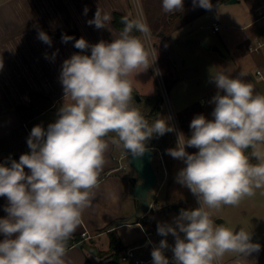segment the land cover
Segmentation results:
<instances>
[{
  "label": "clouds",
  "instance_id": "9594fccd",
  "mask_svg": "<svg viewBox=\"0 0 264 264\" xmlns=\"http://www.w3.org/2000/svg\"><path fill=\"white\" fill-rule=\"evenodd\" d=\"M193 5L212 8L211 0H193ZM183 7L184 0H162L166 14ZM111 19L98 8L88 23L100 29ZM120 23L124 27L119 38L110 43L101 40L90 45L83 37L62 36L64 43L75 39L74 47L80 52L63 61L59 79L64 102L57 119L46 129L41 125L31 129L30 154H22L18 162L11 160L10 166L0 163V197L7 199V215L0 218V264H65L69 241L100 186L109 140L136 158L145 154L146 142L154 135L175 130L164 119L150 123L134 106L130 77L152 67L157 53L153 57L150 51L147 42L152 31L142 15L123 16ZM38 39L52 44L43 30ZM88 49L91 54H84ZM244 75L214 73L218 91L211 100L213 118L195 116L190 138L178 134L177 146L166 150L186 165L176 181L199 204L182 209L174 225H157L160 236L175 238L171 247L175 264H220L226 253L248 256L261 248L243 227L237 232L214 223L209 211L238 206L245 197L254 196L255 189L264 188V152L257 147L264 144V95L241 79ZM186 146L198 151L190 154ZM249 148L259 163H250ZM169 247L162 239L152 249L153 264H170L164 255Z\"/></svg>",
  "mask_w": 264,
  "mask_h": 264
},
{
  "label": "crops",
  "instance_id": "0c3cea01",
  "mask_svg": "<svg viewBox=\"0 0 264 264\" xmlns=\"http://www.w3.org/2000/svg\"><path fill=\"white\" fill-rule=\"evenodd\" d=\"M234 3L226 2V6ZM211 4L212 8L207 10L194 6L193 0H184L183 10L169 17V20L174 17L176 21L171 27L166 25L169 28L167 32L166 27L161 31L159 28L153 29L156 35L155 45L165 53L163 68L170 79L172 89L179 92V96L183 93L189 96L186 99L189 102L179 105V112L182 113L198 98L203 97L204 104L205 97L212 100L218 91L212 77L219 71L226 72L233 78L243 72L246 75L241 79L251 83L247 76L248 69L254 71L256 68L252 75L254 74L261 83H253L254 91L264 95V0H244L248 15L245 13L243 17L234 19L237 26L233 27L231 21L228 22L227 32L220 39L212 36L213 33L221 31V26L218 31L214 30V26L219 23L207 22L210 20V13L214 11L213 0ZM85 8L88 9L86 14ZM98 8L112 17L111 22L100 29L88 23ZM136 12L132 0H1L0 61L3 62V68L0 69V160L30 151L27 138L32 129L29 124L31 120L49 112L53 114L50 123L57 119L58 109L64 102L63 87L59 79L63 61L80 52L74 47L75 39L83 37L90 45L101 40L110 43L119 38L121 32L115 25V15L121 14L135 19ZM207 27L212 31L206 32ZM40 30L49 35L51 46L38 39ZM63 35L75 39L64 43ZM140 37L144 39L141 34ZM258 43H263V46L255 51L253 47ZM150 47L154 51L153 47ZM84 54L90 55V49ZM171 66L175 71L173 74L170 71ZM258 70L262 72L260 75ZM151 73L150 67L146 72L130 77L134 90L133 104L147 119L156 109L158 119H163V111L158 108V105L161 106V102L157 100L158 95L145 92L142 88L150 79ZM183 81H186L187 87L182 91L180 86ZM136 93L141 100L135 99ZM143 96H147L148 100L139 106ZM207 111L210 113V106ZM184 124L190 126L185 121ZM167 134L159 136L160 144L166 142ZM109 137H115V133H109ZM162 146L157 147L164 153L165 147ZM124 153L122 147L112 145L109 140V149L105 154L106 164L100 175V186L94 190L92 207L84 211L82 223L72 239L82 236L84 231H88L92 237L68 246L65 264H135L133 261L116 262L111 257L104 259L99 255V243L96 245L92 240L95 241L106 234L112 236V246H121L119 253L123 249L138 246L139 257L148 259L152 248L145 244L146 233L156 238L159 235L157 225L166 223L160 221V216H172L173 221L166 224L173 225L175 218L179 216L182 209H175L177 203H168L162 197L170 177V171L163 165L160 170L155 168L159 177L157 194L153 196L152 191L149 194V202L154 210L139 212L141 202L133 196L134 174L130 175L123 169H117V158ZM257 163L259 161L254 159V164ZM25 172L29 173L27 167ZM155 201L158 207H154ZM6 204V197H0V218L7 215L4 211ZM169 206L172 207L168 208ZM136 215H139V218L133 220ZM145 216H151V220L144 222L142 219ZM134 226L142 230L141 236L138 235L137 238H132L128 232L122 231ZM164 238L170 246L164 255L170 259L171 264H175L171 251L175 238L171 234ZM2 239L3 236L0 235V240ZM91 252L95 255H91ZM148 264H153V260ZM224 264H263L261 248L248 256L227 253L224 256Z\"/></svg>",
  "mask_w": 264,
  "mask_h": 264
},
{
  "label": "rangeland",
  "instance_id": "374dc122",
  "mask_svg": "<svg viewBox=\"0 0 264 264\" xmlns=\"http://www.w3.org/2000/svg\"><path fill=\"white\" fill-rule=\"evenodd\" d=\"M228 1L229 0H213L214 11L210 13V20L208 19L207 22H209V24H212L214 21H217L220 24L221 31L212 34V36L216 39H220V37L224 36V34L227 32L228 22L231 21L230 24H233V27L234 25L237 26V21H234V19L239 16L243 17L245 13L246 15H248L244 0H241V2H236L233 5L226 6V2ZM132 4L133 7L137 9L136 18L142 15L149 27L151 28L152 36L151 39L148 41V45L152 46L154 49L153 51L150 47V51L152 52L153 57L157 53L156 61L151 67L152 75L150 76V79L143 85L142 88L145 92H154L158 95L157 100L161 102V106L158 105V108H160V111H163L164 114L162 118L175 129L173 132H168L166 142H163L164 144H160L158 142L159 136L154 135L150 140L146 142V146H155L156 148L155 157L153 160L155 168L157 170H160L163 165L168 171H170L169 180L163 190V199H165L168 203L176 202L177 205H175V209L177 210H192L199 207L195 196L190 192L187 187L182 186L176 181L178 172L186 165L183 161L172 158L170 155L167 154L166 150L170 148H175L177 146L178 134H182L185 139L190 138V126L184 124V121L185 123L190 124L191 120L199 114H203L209 120L212 119L213 117L210 113L213 111L215 105L211 103L209 97H205V104L202 102V100H204L203 97H197L198 99H193V104L190 105L185 112H179V105L181 103L183 105L189 102L188 100L186 101L189 96H186L185 93L179 96V92L177 93L175 89H172L169 81L170 79L168 78V75L166 74L163 68V55H165V53L161 51L157 47V45H155L156 35H154L153 32V29L155 30L158 28L161 31L163 28L166 27V25L168 27L170 25L171 27L174 24V21L176 20H174V17L172 18V20H169V17L172 15L174 16L175 14H166L162 10V0H132ZM168 27H166V32L169 30ZM205 31L210 32L212 30L210 27H207ZM248 70L249 72L247 76L251 83H257L256 85H258V83H261L258 79H256L254 74L252 75V72L255 73L256 68L253 69L254 71H252L250 68ZM170 71L171 74L175 72L173 66H171ZM180 87L183 91L187 87L186 81L181 82ZM147 100L148 97L143 96V101L139 103L140 105H138L141 106L143 103H146ZM208 106L211 107L210 113L207 111ZM157 112L158 111L156 109L154 113L148 116V120L150 123L155 119L159 118L158 116H156ZM52 119L53 114L52 112H49L48 114L43 115L38 119L31 120L29 124L32 128L36 125H41L45 127L52 121ZM158 145H163L165 147L164 153H162L163 151H159L157 147ZM257 147L259 151L264 152V144L258 145ZM185 150L190 154L198 151V149L194 147L187 146ZM251 153L252 150L249 148L246 154L250 156V163L254 164L255 158L251 157ZM122 169L124 172L130 173V175H135V171L130 165L127 156L123 160ZM157 187L158 185L152 190L153 196H156L157 194ZM142 207L143 205L141 204V208ZM154 207H158L157 201L154 202ZM170 207L172 206H169L168 208ZM209 211L212 212V219L217 225L223 224V226L233 228L237 232L243 227L244 230L250 232L252 242L261 245L264 264V188L255 189V195L252 197H245L238 206H222L220 209H212ZM136 218L137 217L135 216L133 220H136ZM149 219L151 220V216H149ZM160 221L170 223L173 220L172 216L169 215L166 217L160 216ZM122 231L128 232L132 238H137L138 235L141 236L140 231L142 230H140L139 227L134 226L124 228ZM92 241L95 242L96 245L97 242L99 243L97 245L100 250L99 255L102 256L104 259H109L111 257L112 260L115 259L116 262L122 263L120 260V254L126 249H123L119 253L121 246L119 244L117 247H114V244L112 246V236L106 234L102 237L96 238L95 241ZM93 252L95 251L93 250ZM93 252H91L90 254L95 255ZM226 254L224 256H226ZM111 263H113V261H111ZM220 264H224V257L220 261Z\"/></svg>",
  "mask_w": 264,
  "mask_h": 264
},
{
  "label": "water",
  "instance_id": "95a60500",
  "mask_svg": "<svg viewBox=\"0 0 264 264\" xmlns=\"http://www.w3.org/2000/svg\"><path fill=\"white\" fill-rule=\"evenodd\" d=\"M237 1L238 0H229L228 2L234 3ZM134 97L136 100H141V97L137 93L134 94ZM146 148L147 151L142 157L134 158L130 153L126 152L129 163L135 171V175L132 177V182L134 183L133 196L136 199H139V201L143 205V207L139 209V212L154 210L149 202V194L158 185L159 182V177L153 164V160L155 157V147L146 146ZM27 153L30 154V151H28ZM136 217L139 218V215H136Z\"/></svg>",
  "mask_w": 264,
  "mask_h": 264
},
{
  "label": "built area",
  "instance_id": "2783aa9c",
  "mask_svg": "<svg viewBox=\"0 0 264 264\" xmlns=\"http://www.w3.org/2000/svg\"><path fill=\"white\" fill-rule=\"evenodd\" d=\"M0 4H1V0H0ZM219 29H220V25L216 24L214 26V30L218 31ZM262 46H263V43H258V45L254 46L253 49L255 51H258ZM257 73L260 75L262 72H261V70H258ZM126 156H127L126 153H124L120 157L117 158V161H118L117 169L120 170L123 168V160L125 159ZM91 237H92V235H90L88 233V231H84L82 233V239L79 242H84L86 239H89ZM162 239H165V238L160 236V235L156 236V238H152L149 234L146 233L145 244L150 245V247L153 249L154 247L159 245V242ZM138 248H139L138 246L126 248V250H124L120 254V260L124 261V262L133 261L135 264H148V263H150L152 261V256H150L148 259H143V258L139 257V255L137 254ZM167 250H168V248L164 250V253H166ZM169 261H170V259H169Z\"/></svg>",
  "mask_w": 264,
  "mask_h": 264
},
{
  "label": "trees",
  "instance_id": "16d2710c",
  "mask_svg": "<svg viewBox=\"0 0 264 264\" xmlns=\"http://www.w3.org/2000/svg\"><path fill=\"white\" fill-rule=\"evenodd\" d=\"M121 17H123V15H121V14H116V15H115V20H114V22H115V25H116L118 28H120V29L122 30L123 27H124V25L120 23ZM129 19H131V18H129ZM133 35L140 36V33H138V32H133ZM20 156H21V155H15V156H13V157H4V158H2V159L0 160V163H3V164H6V165H9V166H10V162H11V160H16V161L18 162ZM142 220H143L144 222H148V220H150V219H149V217H146V216H145V217H143ZM81 239H82V236L75 237V239H71V240L69 241L68 246L74 244L75 242H79Z\"/></svg>",
  "mask_w": 264,
  "mask_h": 264
}]
</instances>
